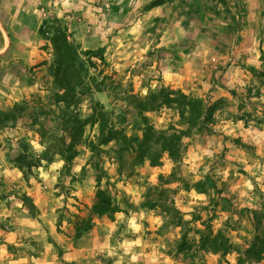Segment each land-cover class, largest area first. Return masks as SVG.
<instances>
[{
    "label": "rangeland",
    "instance_id": "obj_1",
    "mask_svg": "<svg viewBox=\"0 0 264 264\" xmlns=\"http://www.w3.org/2000/svg\"><path fill=\"white\" fill-rule=\"evenodd\" d=\"M151 1L0 0V264H264V0Z\"/></svg>",
    "mask_w": 264,
    "mask_h": 264
},
{
    "label": "trees",
    "instance_id": "obj_2",
    "mask_svg": "<svg viewBox=\"0 0 264 264\" xmlns=\"http://www.w3.org/2000/svg\"><path fill=\"white\" fill-rule=\"evenodd\" d=\"M166 0H153L151 1L146 7L145 10L149 11L153 8H157L162 6ZM53 45L56 51V69L54 73V83L57 86L58 90L62 92L60 94L61 98L64 100L67 97H72L77 87L83 84L84 80L80 73L77 72V61H76V50L73 47V45L69 42L68 37L66 33L60 32L57 33V35L53 38ZM182 98L184 99V105L187 107H191L192 111H194V105H199L200 103L197 101H192L188 99L186 96L182 95ZM99 105L96 104V106L93 108V114L87 121H82L80 119H74L73 120V132L70 137V143L65 144V159L68 165H71L73 161L75 160V148L83 145V134H84V128L86 125H99L100 129V143L102 145H107L114 140V135L111 133L112 131H106L107 125L105 122V113L99 111ZM186 109H183L182 114H186ZM193 120H200V117H196V115L192 114ZM95 149V147H94ZM93 150V149H92ZM94 151V150H93ZM168 152L172 158H175L174 152L171 149H168ZM98 200L94 206V212L97 215H105L109 212L112 203L108 195L105 191L99 190L97 193ZM205 237L203 240L206 243ZM214 240H218L217 238H213ZM257 239V237H256ZM198 245V247L201 246L202 249H207V246L205 245ZM185 243H181L179 245V248L181 251L185 250Z\"/></svg>",
    "mask_w": 264,
    "mask_h": 264
},
{
    "label": "crops",
    "instance_id": "obj_3",
    "mask_svg": "<svg viewBox=\"0 0 264 264\" xmlns=\"http://www.w3.org/2000/svg\"><path fill=\"white\" fill-rule=\"evenodd\" d=\"M157 8H158V7H157ZM157 8H153V9L149 10L147 13H153V12H155V9L158 10ZM7 236H8V238H12V237H10L9 235H7Z\"/></svg>",
    "mask_w": 264,
    "mask_h": 264
}]
</instances>
